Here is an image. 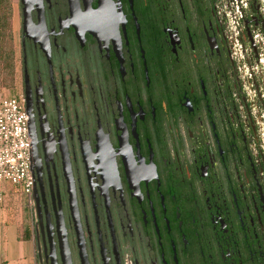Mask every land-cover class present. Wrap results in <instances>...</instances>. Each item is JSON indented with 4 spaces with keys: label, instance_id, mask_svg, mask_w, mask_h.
Returning <instances> with one entry per match:
<instances>
[{
    "label": "flooded vegetation",
    "instance_id": "flooded-vegetation-1",
    "mask_svg": "<svg viewBox=\"0 0 264 264\" xmlns=\"http://www.w3.org/2000/svg\"><path fill=\"white\" fill-rule=\"evenodd\" d=\"M37 264H264V0H15Z\"/></svg>",
    "mask_w": 264,
    "mask_h": 264
},
{
    "label": "built area",
    "instance_id": "built-area-1",
    "mask_svg": "<svg viewBox=\"0 0 264 264\" xmlns=\"http://www.w3.org/2000/svg\"><path fill=\"white\" fill-rule=\"evenodd\" d=\"M3 183L18 187L30 198L32 175L27 116L18 96L10 92L0 100V184Z\"/></svg>",
    "mask_w": 264,
    "mask_h": 264
},
{
    "label": "crops",
    "instance_id": "crops-1",
    "mask_svg": "<svg viewBox=\"0 0 264 264\" xmlns=\"http://www.w3.org/2000/svg\"><path fill=\"white\" fill-rule=\"evenodd\" d=\"M5 187L8 189L7 192L3 190V188L6 189ZM12 188H10L9 183L0 184L2 200L4 199V192H6L8 196L11 194V197L14 198L20 197V190L16 192L17 189L14 187L15 190H11ZM25 206L28 211L32 209L30 199L27 196ZM24 221L23 216L21 219H19V216H16V221H14L13 217L9 218L0 211V264H37L36 248L33 237L25 239L24 234L26 229L23 231L19 229V225L24 223Z\"/></svg>",
    "mask_w": 264,
    "mask_h": 264
},
{
    "label": "trees",
    "instance_id": "trees-1",
    "mask_svg": "<svg viewBox=\"0 0 264 264\" xmlns=\"http://www.w3.org/2000/svg\"><path fill=\"white\" fill-rule=\"evenodd\" d=\"M12 0H0V91L13 87L16 75V46L13 30ZM31 231H25L24 238L30 239Z\"/></svg>",
    "mask_w": 264,
    "mask_h": 264
},
{
    "label": "rangeland",
    "instance_id": "rangeland-1",
    "mask_svg": "<svg viewBox=\"0 0 264 264\" xmlns=\"http://www.w3.org/2000/svg\"><path fill=\"white\" fill-rule=\"evenodd\" d=\"M13 3V19H12V23H13V30H14V42H15V46H16V68L18 67V60H17V42H18V37L16 35V31H15V26H16V19H15V10H14V3L15 0H12ZM16 72V71H15ZM18 72V71H17ZM16 72V73H17ZM10 92L11 94H13V92L11 91V87H5L0 91V100L2 96H6V94ZM10 188H12L11 190L14 189L15 186L11 184ZM6 188V187H5ZM17 189L16 192L19 191L18 187H15ZM6 190V192L8 191V189H4ZM15 190V189H14ZM4 192L3 196L4 199L1 201L0 203V211L3 212L5 214V216H8L9 218L13 217L14 221H16V216H19V219H21V217L23 216V221L24 223H21V225H19V229L20 231H23L24 229L27 230V232L29 231L30 227L32 226V222H33V210L31 209L30 211H28V209L26 208V196L23 195V193L20 191V197L19 198H14L11 197V194H8ZM10 192V191H9ZM8 192V193H9ZM1 260V258H0Z\"/></svg>",
    "mask_w": 264,
    "mask_h": 264
}]
</instances>
